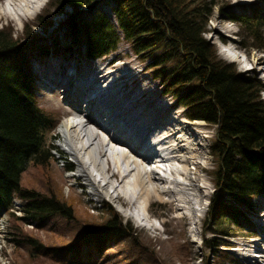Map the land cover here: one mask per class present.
<instances>
[{
  "label": "trees",
  "instance_id": "1",
  "mask_svg": "<svg viewBox=\"0 0 264 264\" xmlns=\"http://www.w3.org/2000/svg\"><path fill=\"white\" fill-rule=\"evenodd\" d=\"M50 1L59 11L72 7L67 20L69 49L82 48L87 59L96 60L117 50L124 38L142 60H149L154 77L162 80L164 93L177 98L187 118L215 126L214 236L204 241L209 247L228 243L225 239L247 221L253 200L264 194V98L260 93L264 84L222 59L214 42L207 39L212 7L205 0H108L113 5V21L100 9L91 17L81 15V7H90L97 0ZM252 17L244 22L253 27V37L264 49V14L256 12ZM38 19L42 26L52 24L44 14ZM25 35L27 42L20 41L0 26V210L11 207L18 196L25 201L27 220L38 224L60 220L69 233L74 226L83 230L77 236L81 240H67L60 246H48L23 230L14 232L19 236L14 241L30 257L56 264H107L112 244L125 239L126 264H156L151 247L111 206L97 220L87 211H78L74 199L64 194H47L45 187L35 190L22 184L29 164L45 166L52 161L55 147L48 143L47 133L57 126L36 101V75L30 64L40 39L33 30ZM44 47L47 52L49 47ZM12 215L15 220L22 218ZM183 249L185 244L175 246L176 254L187 260V253H180Z\"/></svg>",
  "mask_w": 264,
  "mask_h": 264
},
{
  "label": "rangeland",
  "instance_id": "2",
  "mask_svg": "<svg viewBox=\"0 0 264 264\" xmlns=\"http://www.w3.org/2000/svg\"><path fill=\"white\" fill-rule=\"evenodd\" d=\"M6 1L0 0V26L7 28L9 32L13 33L15 39H20L23 42H27L28 39L25 34L30 32V30H33L38 39H40V44L37 45L39 48L31 54L32 63L30 64L32 69L35 67L41 73V78H39L38 82L37 91L39 92L37 102L42 110L45 113H49L55 124L58 125L56 129L47 133L48 143L53 142L52 144L56 148L52 161L50 159L49 163L45 166H33V164H30L27 172L22 176L21 181L23 185L35 190L45 187L46 190H44L47 194L53 192L56 196L64 194L67 199H74V202L78 205V211L84 214L87 211L95 217L97 216V220H101L109 206H111L114 211L122 216L124 222L128 221L131 223L137 236L151 247L153 254L158 259L155 261L156 264H250L248 259L252 257H254V260L250 261L254 262L253 264H264V194L257 196L253 200V207L251 211L247 212V221L243 222L241 226L236 227L237 229L232 237L225 239L228 243L224 242L220 247H216L215 245L209 247V242L204 241V239L210 240L214 236L212 232L213 225L211 226V223H214V221L211 217L215 212L211 208V201L213 193L216 191L213 173L216 167V157L212 151L216 133L215 126L204 121L186 118L185 107H180L177 104L175 96L164 93L162 80L154 77V71L148 64L149 60H142L138 54L133 52L130 42L124 38L120 40L117 50L97 60L87 59L86 55L83 54L82 48L80 50L77 48L69 49L71 46L68 43L71 42V38L69 36L70 32L67 20L73 13L71 6H66L64 10L62 8L59 11L57 6L52 5L53 1L44 0L46 1V5H42L43 7L40 11L33 14L31 18H25L20 23L3 14L2 6L6 5ZM205 1L212 7V12L206 25L207 32L205 36L211 42H214L218 55L222 59H225L223 54L225 50L223 46L225 45L229 50L233 47L240 49L249 57L246 59L243 55L242 60L247 69H239L237 63L236 67L238 71L245 72L247 76L260 79L264 84V63H257L256 59L258 56H263L264 58V49L258 46V42L253 37V27L244 22L247 16L253 18V13L264 14V0H249L250 2H244V4L239 3L243 0ZM112 7V3H109L108 0H97L92 6L81 7L79 11L82 12V16L91 17L100 9L114 21V10ZM43 14L52 23L51 25L42 26L39 24L40 21L37 16ZM217 31L226 38H229V43L227 42L223 45V40L219 38L216 33ZM55 42L58 46L54 45ZM42 46H48V51H45L47 47L41 49ZM104 67L106 71L110 72L107 76L109 80L102 84L101 87L117 77L119 79L122 77V82L117 85L123 89L118 91L117 97L120 98L119 96L123 93L131 90L130 98L132 100L135 101L136 97L142 98L140 101L132 104L134 107H129L134 111L129 113L131 117L134 114L142 112L146 117L141 115V118L145 122H148L149 116L161 115L160 121L156 120L157 125H155L156 128H154L155 130L150 141L155 137L157 139L164 136V133L173 129V126H176L177 123L187 124L193 132L195 131L197 139L194 140L201 142L199 145L194 144L196 147L195 153H202V159L195 157V159L190 161V166L196 171L198 175L196 185L199 183L202 186L203 192L202 202L201 205H198L199 209L196 216H185L186 212L189 213V210L186 208L181 210L178 203H172L173 197L171 198V193H166L163 199L154 195L148 210H150V215L159 217V221L162 222L163 220L165 224L163 227L159 226L158 230L155 227L151 228L149 226L139 227V225L131 220L133 218L131 217V212L126 211V209L132 210L131 203L126 206V204L123 205L122 202L124 201L120 200L119 197L114 198L110 196L109 192L115 195L111 186H108L105 191L102 189L100 182L96 180V189L98 191H95L99 195L93 196L92 190L86 185V180L76 178L73 175L77 172V161L75 157L70 156L60 146L63 139L61 125L62 122L66 121L65 117L73 109L74 103L83 109H87L88 106L84 100L86 96L84 98L82 96L78 97V93L72 91L70 84L67 82L70 80L72 73L79 75L78 78L83 77V81H85L89 79L91 70L95 73V71L97 72ZM40 76L38 75L37 78ZM260 93L264 98V90H261ZM116 109L115 111H118ZM92 126L96 127L95 124H92ZM98 131L102 133L101 129H98ZM95 145L98 148L100 146L99 141H96ZM81 156L89 160L86 154L82 153ZM101 158L103 161V157ZM198 160H200V163ZM68 164L73 165L72 171L67 170L66 166ZM90 167L93 170L92 165ZM90 167L88 166L89 169ZM166 167L167 165L161 164V167L158 168V175L172 178ZM95 177L98 178L99 175ZM101 183L103 184L104 181ZM203 186H207V188ZM176 191L182 197L181 204L187 207L189 206L188 193L195 195L197 192L194 186L188 188L187 185H177ZM224 198L229 200L228 196H224ZM184 200L185 202H183ZM17 202L21 203L18 199ZM121 205L124 210L121 208ZM19 207L20 204H17L14 210L21 213ZM137 208V206L133 207V210H137L136 216L140 218L146 214V212ZM81 212H76L79 217L83 216ZM6 216L9 220L5 226L6 233H0V264H56V262H51L47 258L30 257L24 246H19L16 244V241H11L15 240L13 238L16 236L14 232H18L19 230L25 231L28 236L36 237L48 246L64 245V242H67V240H70L69 243L81 240L80 236H77L82 233L83 228L74 226L75 229L72 228L74 229L73 233H69L70 230H66L63 227L64 222L60 220L53 219L50 224H48L49 222L38 224L35 221L26 220V217L15 220L14 216L9 213ZM207 221L209 222L208 226L205 225ZM134 227H137V229ZM233 228L234 226L232 225L230 229ZM15 238H19V236ZM251 241L259 243V248L246 250V245ZM184 244L186 245V249L181 250L180 253H187V260L182 255V258H180L175 251L176 245ZM112 245L114 248H112L111 254H109L111 256H109L107 264H126L124 258L129 256L126 247L128 241L124 239ZM247 254L250 255L248 258L245 256Z\"/></svg>",
  "mask_w": 264,
  "mask_h": 264
},
{
  "label": "bare ground",
  "instance_id": "3",
  "mask_svg": "<svg viewBox=\"0 0 264 264\" xmlns=\"http://www.w3.org/2000/svg\"><path fill=\"white\" fill-rule=\"evenodd\" d=\"M244 2L250 1L243 0L239 3L244 4ZM36 3L37 0H10L5 7L3 6V14L9 17L18 15V18L21 17V13L23 15H31V12L35 10ZM216 33L223 40V44L225 42L229 43V38H226L218 31ZM238 55L235 54L232 59L237 60V58H240ZM256 59L257 63H264L263 56H258ZM109 73V71L105 70V67L97 72L95 71V73L91 70L89 79L85 81H83V77L78 78L79 75L76 73L70 75V89L77 92L78 97H88L87 109L82 107L75 108L79 115L86 113V118L78 120V118L70 117L62 122L61 125L63 139L60 146L70 156L75 157L77 161V172L73 175L76 178L86 180V185L92 190L93 196L99 195L95 191L97 190L96 180L100 182L102 189L105 191L108 186H111L114 189V193L118 192L117 195H113L108 191L110 196L114 198L119 197V188L125 190L130 189L129 187L132 186L131 197L135 200L129 198L128 205L130 203L135 205L136 201L142 199L140 202L145 205V212L148 211L154 195L163 199L166 193H171V198L173 197L172 203H178L181 210L186 208L191 213L189 215L186 212L185 216H196L199 209L198 205H201L202 202L203 192L202 186L199 183L196 185L198 175L193 170L194 168L190 166V161L195 159V157L202 159V153H195L196 147L194 144L199 145L201 143L195 141L197 139L195 131L193 132L187 124L177 123L176 126H173V129L164 130L166 131L164 136L159 139L153 138L152 142L154 143H152L150 148H145L146 142L151 143L149 138L152 136L154 128H156L157 121H160L161 115L149 116L148 122L141 118V115L146 117L142 112L131 117L129 113L134 111L129 107H134L132 104L142 98L136 97L135 101L132 100L130 98L131 90L121 95L124 97H117L118 91L123 89L117 85L122 82V77L120 79L117 77L106 84V87H101L102 84L109 80V77H107ZM116 102L117 104H115ZM115 109L118 111H115ZM70 115L72 113L68 112V116ZM92 124L101 129L103 134L99 133L98 129L93 127ZM186 128L188 131L185 130ZM96 141H99L100 146L98 148L95 145ZM117 147L121 149L123 163L127 166V173H123L120 167L117 172L113 169V165L116 164L118 156H120ZM126 147L128 148L126 149ZM82 153L86 154L89 160L86 157H82ZM101 157H103V161ZM154 157L167 165L166 169H168L172 178L158 175V168L161 165H155L150 170L146 168L145 164ZM198 162L200 163V160ZM90 164L95 165L96 169L94 171L88 168ZM107 172L111 173L108 178ZM97 175L100 177L96 178L95 176ZM130 177L135 179V184L129 181ZM102 181L105 183L102 184ZM114 181L116 184H114ZM177 185H187L188 188L195 187L197 191L195 195L187 191L189 197L188 207L181 204L182 197L176 191ZM203 187L207 188L206 186ZM246 247V250H254L259 248V243L251 241ZM245 256L248 258L250 255L247 254ZM250 260L253 261L254 257L248 259L250 264H253L254 262Z\"/></svg>",
  "mask_w": 264,
  "mask_h": 264
}]
</instances>
